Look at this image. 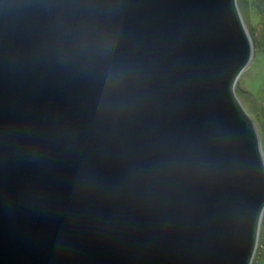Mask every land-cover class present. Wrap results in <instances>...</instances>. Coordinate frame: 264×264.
<instances>
[{
    "label": "water",
    "instance_id": "obj_1",
    "mask_svg": "<svg viewBox=\"0 0 264 264\" xmlns=\"http://www.w3.org/2000/svg\"><path fill=\"white\" fill-rule=\"evenodd\" d=\"M251 55L237 0H0V264H250Z\"/></svg>",
    "mask_w": 264,
    "mask_h": 264
},
{
    "label": "rangeland",
    "instance_id": "obj_2",
    "mask_svg": "<svg viewBox=\"0 0 264 264\" xmlns=\"http://www.w3.org/2000/svg\"><path fill=\"white\" fill-rule=\"evenodd\" d=\"M239 1L241 0H237L238 8ZM256 1L258 0H248V4ZM247 6L243 7V11L239 8V11L251 41L252 55L249 64L234 82L233 89L241 107L257 131L264 158V20L252 6ZM250 264H264V210Z\"/></svg>",
    "mask_w": 264,
    "mask_h": 264
},
{
    "label": "trees",
    "instance_id": "obj_3",
    "mask_svg": "<svg viewBox=\"0 0 264 264\" xmlns=\"http://www.w3.org/2000/svg\"><path fill=\"white\" fill-rule=\"evenodd\" d=\"M239 2H240L239 8L241 9V11L244 10L243 7H245V5H248L247 7L252 6L256 10V12L260 16V18H262V20H264V0H258L255 3L252 2L251 4H248V0H241ZM262 113L263 112L261 110V115H263Z\"/></svg>",
    "mask_w": 264,
    "mask_h": 264
}]
</instances>
